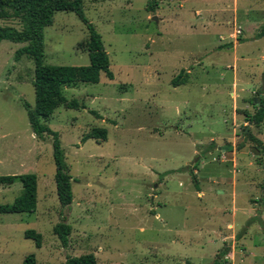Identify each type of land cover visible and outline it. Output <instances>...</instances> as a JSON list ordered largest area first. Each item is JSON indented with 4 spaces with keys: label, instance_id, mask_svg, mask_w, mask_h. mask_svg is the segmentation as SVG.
<instances>
[{
    "label": "rangeland",
    "instance_id": "rangeland-1",
    "mask_svg": "<svg viewBox=\"0 0 264 264\" xmlns=\"http://www.w3.org/2000/svg\"><path fill=\"white\" fill-rule=\"evenodd\" d=\"M147 2L84 0L114 78L64 87L85 107L60 106L43 120L74 178L70 207L58 198L53 136L35 135L23 105L36 106V62L15 59L25 43H0V175L38 176L35 212L0 213V264L86 253L98 264H264V153L246 133L264 143V121L246 118L264 98V0H164L155 11ZM0 26L22 29L17 19ZM89 33L77 13L57 11L45 63L89 65ZM180 74L186 82L176 85ZM94 127L107 139L85 138ZM23 189L0 185V203ZM64 218L67 246L55 231Z\"/></svg>",
    "mask_w": 264,
    "mask_h": 264
},
{
    "label": "trees",
    "instance_id": "trees-1",
    "mask_svg": "<svg viewBox=\"0 0 264 264\" xmlns=\"http://www.w3.org/2000/svg\"><path fill=\"white\" fill-rule=\"evenodd\" d=\"M161 1L164 0H148L147 9L155 11ZM57 11H73L87 23L90 32L89 37L81 44L89 52V65L68 66L45 63V28L54 22V15ZM0 19H17L22 24V29L13 26H0V43L3 40L25 43L23 47L16 51L15 59L20 60L23 56H28L36 62L35 74L32 80L36 94V106L32 108L27 102H24L23 105L27 110L30 125L35 135L40 139H43L46 133L53 136L58 198L62 206L70 207L74 200L72 186L74 178L66 162L59 133L44 124L43 120L49 119L60 106L66 108L85 107L77 99L68 100L64 95V87L77 86L79 83H98L102 73H105L110 79L114 78L110 68V57L106 51L102 35L85 16L84 0H0ZM263 35L264 26L258 36ZM186 79L187 76L184 77L183 74H180L173 80V83L176 85L182 84L186 82ZM246 118L249 123H255L256 125H260L264 121L263 97L257 112L251 114L246 111ZM246 133L256 147L264 153L262 140L249 131H246ZM107 136V128L94 127L85 135V138L106 140ZM260 163L264 165V161ZM16 181L22 183L23 192L13 203L0 204V213L35 212L38 204L37 174L0 175V185H10ZM55 231L63 245L67 246L72 226L67 223L66 218L55 225ZM25 236L35 239L38 246H42V234L36 230H27ZM228 252L229 249H226L222 251V254L226 255ZM23 264H38L35 254L27 255ZM64 264H98V259L94 253L78 256L69 255Z\"/></svg>",
    "mask_w": 264,
    "mask_h": 264
},
{
    "label": "water",
    "instance_id": "water-1",
    "mask_svg": "<svg viewBox=\"0 0 264 264\" xmlns=\"http://www.w3.org/2000/svg\"><path fill=\"white\" fill-rule=\"evenodd\" d=\"M262 88L264 89V75H263V77H262ZM261 97H257L256 99H255V102L256 103H259L260 101H261Z\"/></svg>",
    "mask_w": 264,
    "mask_h": 264
},
{
    "label": "crops",
    "instance_id": "crops-1",
    "mask_svg": "<svg viewBox=\"0 0 264 264\" xmlns=\"http://www.w3.org/2000/svg\"><path fill=\"white\" fill-rule=\"evenodd\" d=\"M235 165H236V163H235ZM14 184V183H13ZM10 185H12V184H10ZM10 185H8V186H10ZM4 186H7V185H4ZM0 194H2V196H3V194H4V191H0ZM200 195H202L203 194V192H200L199 193ZM1 204V203H0ZM263 218V221H264V217H262ZM220 235H221V233H220ZM227 255V254H226Z\"/></svg>",
    "mask_w": 264,
    "mask_h": 264
}]
</instances>
